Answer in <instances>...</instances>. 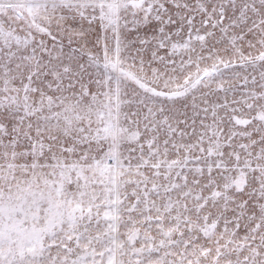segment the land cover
Masks as SVG:
<instances>
[{
    "label": "snow or ice",
    "instance_id": "snow-or-ice-1",
    "mask_svg": "<svg viewBox=\"0 0 264 264\" xmlns=\"http://www.w3.org/2000/svg\"><path fill=\"white\" fill-rule=\"evenodd\" d=\"M0 264H264V0H0Z\"/></svg>",
    "mask_w": 264,
    "mask_h": 264
}]
</instances>
